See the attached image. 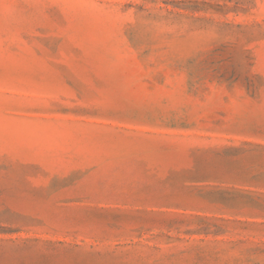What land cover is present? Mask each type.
Here are the masks:
<instances>
[{
    "label": "rangeland",
    "instance_id": "374dc122",
    "mask_svg": "<svg viewBox=\"0 0 264 264\" xmlns=\"http://www.w3.org/2000/svg\"><path fill=\"white\" fill-rule=\"evenodd\" d=\"M0 264H264V0H0Z\"/></svg>",
    "mask_w": 264,
    "mask_h": 264
}]
</instances>
